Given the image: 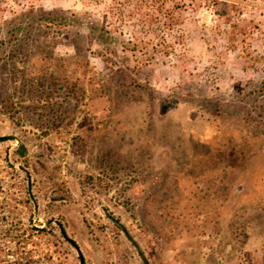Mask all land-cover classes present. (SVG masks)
<instances>
[{"label":"rangeland","instance_id":"374dc122","mask_svg":"<svg viewBox=\"0 0 264 264\" xmlns=\"http://www.w3.org/2000/svg\"><path fill=\"white\" fill-rule=\"evenodd\" d=\"M0 136V264H262L264 0H0Z\"/></svg>","mask_w":264,"mask_h":264},{"label":"trees","instance_id":"16d2710c","mask_svg":"<svg viewBox=\"0 0 264 264\" xmlns=\"http://www.w3.org/2000/svg\"><path fill=\"white\" fill-rule=\"evenodd\" d=\"M168 106H170L169 105V103H167V102H160L159 103V112H160V114H165L168 110H170L171 109V107H168ZM64 234V233H63ZM126 234H128L127 232H126ZM129 236V235H128ZM251 263V261L249 260V264ZM262 264H264V245H263V257H262Z\"/></svg>","mask_w":264,"mask_h":264},{"label":"water","instance_id":"95a60500","mask_svg":"<svg viewBox=\"0 0 264 264\" xmlns=\"http://www.w3.org/2000/svg\"><path fill=\"white\" fill-rule=\"evenodd\" d=\"M8 138H9L8 136H0V141H1V140H6V139H8ZM22 148H23V147H20V151H21ZM67 240H68L72 245L76 246V244H75L72 240H70L69 238H67ZM80 263H81V264H84V259L82 258L81 255H80Z\"/></svg>","mask_w":264,"mask_h":264}]
</instances>
